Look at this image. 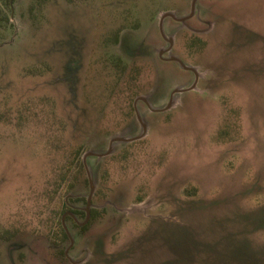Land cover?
Masks as SVG:
<instances>
[{"label": "rangeland", "instance_id": "obj_1", "mask_svg": "<svg viewBox=\"0 0 264 264\" xmlns=\"http://www.w3.org/2000/svg\"><path fill=\"white\" fill-rule=\"evenodd\" d=\"M74 262L264 264V0H0V264Z\"/></svg>", "mask_w": 264, "mask_h": 264}, {"label": "water", "instance_id": "obj_2", "mask_svg": "<svg viewBox=\"0 0 264 264\" xmlns=\"http://www.w3.org/2000/svg\"><path fill=\"white\" fill-rule=\"evenodd\" d=\"M194 1H195V0H192V4L194 3ZM165 15H166V14H163V15L161 16V19H163V17H164ZM185 19H186V18H182V19H180V21L183 22ZM168 41H169V43L171 44V43H172V38L170 37ZM190 68L194 71V74H195V80H194V82H193L192 84H190V86H188L187 89H195V84H196V81H197V79H198V75H197V72L195 71V68H194L193 66H191ZM172 101H173V100H170V102H169V104L166 106V108H169V107L172 105ZM142 135H143V133H142V134H139V135H137V136H135V137H132V138H123V139H120V140H118V141H130V140H135V139H138L139 137H141ZM111 143H112V140L110 141V146H109V148L106 150V152L101 153V154H96V155H98V157H101V156H104V155H108V154L111 152ZM89 154H91V152H86V153L83 155V158H82V162H83V164H84V166H85V170H86V171H87V165H86V162H85V158H86V156L89 155ZM88 180H89V185H90V187H89V194H88V197H87V199H86V215H87V208H89V206H90V196L93 194V191H94V187H93V185H92V183H91V181H90V179H89V176H88ZM63 218H64V214L61 216V223H62V225H63ZM86 219H87V216H86L84 222L86 221ZM63 226H64V225H63ZM65 232H66V231H65ZM68 237H69V240L71 241V238H70V235H69V234H68ZM64 253H65V254L67 253V248L64 250ZM73 264H76V262H74Z\"/></svg>", "mask_w": 264, "mask_h": 264}, {"label": "trees", "instance_id": "obj_3", "mask_svg": "<svg viewBox=\"0 0 264 264\" xmlns=\"http://www.w3.org/2000/svg\"><path fill=\"white\" fill-rule=\"evenodd\" d=\"M79 167H80V169H82L81 161L79 162ZM65 211H72V210L66 205L64 200H61L59 203V208L57 210H55V212H54V217H56V220L54 221L55 224L53 225L52 231H50V234H49L53 243H60V242H63L64 240L67 239V236H66L64 229L61 225L60 217H59ZM74 212L79 213V211H74ZM81 214H83V212H81ZM60 252H61V254L63 253L62 251H60Z\"/></svg>", "mask_w": 264, "mask_h": 264}, {"label": "flooded vegetation", "instance_id": "obj_4", "mask_svg": "<svg viewBox=\"0 0 264 264\" xmlns=\"http://www.w3.org/2000/svg\"><path fill=\"white\" fill-rule=\"evenodd\" d=\"M136 140V139H135ZM135 140H130V141H125V142H127V143H133V142H135ZM110 141H111V139H110ZM110 141H109V144H108V147H107V149L109 148V146H110ZM120 142H124V141H120ZM111 153V152H110ZM109 153V154H110ZM87 157V156H86ZM102 157V156H101ZM104 157V156H103ZM90 187V186H89ZM90 205H91V203H90ZM85 206H86V201H85ZM72 211H71V213H66V211L65 212H63V214H65L64 215V218H63V220H65L67 217L70 219V220H72L73 222H74V224H77L79 227H82V224L84 223V221H82V222H78V217L81 215V212H83V211H81V210H79V209H71ZM74 211H79V213H75ZM84 213V216L86 215V212L84 211L83 212ZM62 214V215H63ZM61 215V216H62ZM60 222H61V218H60ZM62 224V223H61ZM64 229V228H63ZM64 232H65V230H64ZM65 234H66V236H67V239L69 240V237H68V234L65 232ZM68 250V249H67ZM64 252V251H63Z\"/></svg>", "mask_w": 264, "mask_h": 264}]
</instances>
